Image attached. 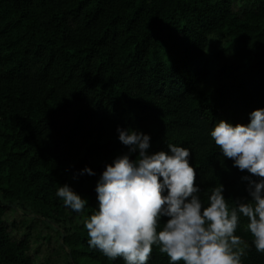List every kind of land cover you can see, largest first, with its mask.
Here are the masks:
<instances>
[{
	"label": "trees",
	"instance_id": "trees-1",
	"mask_svg": "<svg viewBox=\"0 0 264 264\" xmlns=\"http://www.w3.org/2000/svg\"><path fill=\"white\" fill-rule=\"evenodd\" d=\"M254 1L239 15L230 0H0V264H31L29 235L13 240L3 222L22 202L60 225L66 264H124L89 248L83 226L99 174L127 151L118 125L149 134L150 152L188 148L205 203L219 183L229 208L248 198L241 177L252 174L222 157L208 130L246 125L264 108V0ZM211 35L225 41L217 56L232 57L204 89L197 63ZM85 166L96 175H80ZM64 184L87 199L81 212L55 196ZM246 223L234 232L246 243L241 262L264 264ZM148 264L168 257L154 245Z\"/></svg>",
	"mask_w": 264,
	"mask_h": 264
},
{
	"label": "clouds",
	"instance_id": "clouds-1",
	"mask_svg": "<svg viewBox=\"0 0 264 264\" xmlns=\"http://www.w3.org/2000/svg\"><path fill=\"white\" fill-rule=\"evenodd\" d=\"M248 117L246 125L219 120L208 130L221 156L252 174L241 177L248 198L233 200L231 208L220 183L207 203L201 198L188 148L169 143L167 151L150 152L149 134L118 125L117 139L127 151L106 163L96 180V207L83 225L89 248L124 264H148L154 245L168 264H242L241 238L234 232L243 217L252 245L264 253V108ZM85 173L96 175L87 166L79 170ZM55 196L77 213L88 205L67 184Z\"/></svg>",
	"mask_w": 264,
	"mask_h": 264
},
{
	"label": "rangeland",
	"instance_id": "rangeland-1",
	"mask_svg": "<svg viewBox=\"0 0 264 264\" xmlns=\"http://www.w3.org/2000/svg\"><path fill=\"white\" fill-rule=\"evenodd\" d=\"M232 9L239 15L257 5L254 0H230ZM224 40L220 36L208 37L207 46L203 56L197 65L208 72L203 88H212L216 85L218 66L232 57L231 53H223L217 56L218 51L224 46ZM73 222L82 220L81 216H71ZM3 222L11 239L20 240L26 234L29 235L31 264H66L67 259L64 250L59 246V234L61 227L51 219H42L35 214V208L29 203H13L8 205L3 214ZM240 249L246 248L245 241L241 240Z\"/></svg>",
	"mask_w": 264,
	"mask_h": 264
}]
</instances>
